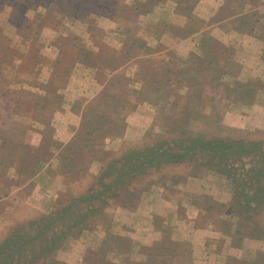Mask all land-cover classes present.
<instances>
[{
	"label": "rangeland",
	"instance_id": "obj_1",
	"mask_svg": "<svg viewBox=\"0 0 264 264\" xmlns=\"http://www.w3.org/2000/svg\"><path fill=\"white\" fill-rule=\"evenodd\" d=\"M0 264H264V0H0Z\"/></svg>",
	"mask_w": 264,
	"mask_h": 264
}]
</instances>
